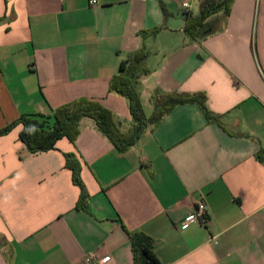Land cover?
Wrapping results in <instances>:
<instances>
[{
  "label": "crops",
  "instance_id": "0c3cea01",
  "mask_svg": "<svg viewBox=\"0 0 264 264\" xmlns=\"http://www.w3.org/2000/svg\"><path fill=\"white\" fill-rule=\"evenodd\" d=\"M90 1L0 0V130L88 99L131 131L129 101L109 86L144 47L147 115L159 88L204 92L215 119L180 104L126 152L90 117L50 151L31 153L22 125L1 135L0 264H85L89 253L135 264L129 232L149 236L162 264H264V0H236L200 40L182 0ZM200 202L207 223L184 226Z\"/></svg>",
  "mask_w": 264,
  "mask_h": 264
},
{
  "label": "trees",
  "instance_id": "16d2710c",
  "mask_svg": "<svg viewBox=\"0 0 264 264\" xmlns=\"http://www.w3.org/2000/svg\"><path fill=\"white\" fill-rule=\"evenodd\" d=\"M236 0H201L199 13L187 15L185 31L194 39L200 40L205 31L211 28L214 17L223 12L230 14L231 7ZM161 28L143 33L144 38L157 35ZM148 56L146 48L132 53L128 59L121 62L119 72L110 81L109 91L118 94L129 101L130 113L133 119V128L124 133L114 120L113 113L100 102L88 99L65 104L58 107L52 115L34 114L22 115L19 119L0 130V136L8 134L18 125L23 129L21 140L31 153L54 150L56 143L68 138L75 143L79 134V125L84 117L93 118L102 132L110 139L121 152L128 151L134 146L150 126H156L162 119L180 104L196 103L200 106L208 120H214L213 113L207 106V97L204 92L195 94L180 92H163L156 89L151 96L154 111L147 115L142 102L141 78L151 73L145 65ZM71 155H67L68 163ZM73 180L81 188V196L77 204L78 209H87L90 196L81 179L78 165L72 164ZM132 242L135 264H162L158 259L152 239L141 232H129Z\"/></svg>",
  "mask_w": 264,
  "mask_h": 264
},
{
  "label": "built area",
  "instance_id": "2783aa9c",
  "mask_svg": "<svg viewBox=\"0 0 264 264\" xmlns=\"http://www.w3.org/2000/svg\"><path fill=\"white\" fill-rule=\"evenodd\" d=\"M91 4H95V0L90 1ZM191 0H182L181 1V11L185 15H189L191 13ZM196 222L207 223V205L203 202H200L194 209V211L185 217L183 224L184 226H190ZM85 264H98L97 255L95 253H89L86 255L84 259Z\"/></svg>",
  "mask_w": 264,
  "mask_h": 264
},
{
  "label": "rangeland",
  "instance_id": "374dc122",
  "mask_svg": "<svg viewBox=\"0 0 264 264\" xmlns=\"http://www.w3.org/2000/svg\"><path fill=\"white\" fill-rule=\"evenodd\" d=\"M198 1H199V0H194V1H193V10H194V12L197 13V14L199 13ZM209 29H210V28H209Z\"/></svg>",
  "mask_w": 264,
  "mask_h": 264
}]
</instances>
